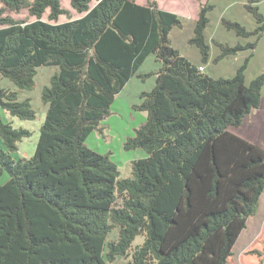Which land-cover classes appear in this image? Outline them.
Returning <instances> with one entry per match:
<instances>
[{
	"label": "trees",
	"instance_id": "trees-1",
	"mask_svg": "<svg viewBox=\"0 0 264 264\" xmlns=\"http://www.w3.org/2000/svg\"><path fill=\"white\" fill-rule=\"evenodd\" d=\"M90 1L69 0L84 14L51 23L42 19L46 9L48 20L69 15L60 0H0V77L31 89L38 66L57 67L41 90L47 108L32 156L13 159L30 131L0 119V174L8 173L0 183V264H229L264 190V148L228 129L261 102L264 70L245 80L264 31L259 0L244 5L252 29L221 18L226 30L255 36L216 43L213 62L251 50L230 77L198 69L210 61L209 0H197L188 40L201 64L173 47L169 33L182 20L156 0H97L92 7ZM22 9L34 19L5 14ZM150 54L157 70L137 73ZM134 75H155V82L133 105L146 119L123 149L141 148L146 155L131 161L130 177L119 178L111 152L95 151L85 140ZM0 107L21 119L35 117L29 98L16 100L2 88ZM115 227L117 239L106 242ZM137 235L143 241L131 260L116 261ZM260 251L250 254L263 258Z\"/></svg>",
	"mask_w": 264,
	"mask_h": 264
},
{
	"label": "rangeland",
	"instance_id": "rangeland-1",
	"mask_svg": "<svg viewBox=\"0 0 264 264\" xmlns=\"http://www.w3.org/2000/svg\"><path fill=\"white\" fill-rule=\"evenodd\" d=\"M214 4V8L208 12L209 22L205 29V38L210 46V61L203 64L205 72L209 75L218 77H230L235 69L241 64L243 58L251 52L250 49L240 51L236 55L225 56L216 62L212 59L219 53L220 49L217 42L233 45L236 42H246L255 40V36L242 38L234 31L226 30L221 24V18L236 20L247 29L256 26L252 15L245 9L244 5L248 0H209ZM97 0H91L89 6L92 7ZM135 2L144 4L146 0H135ZM203 2V1H201ZM162 5H170L177 10L178 16L182 20V26H174L169 37L173 47L193 61L200 59L197 48L188 42L192 36V30L197 11L196 0H157ZM204 3V2H203ZM254 4V3H253ZM259 6V11L264 14V0L255 3ZM1 5V3H0ZM60 5L68 10L69 15L61 14L57 20H48V9L42 14V19L51 23L63 22L68 19H75L84 13L76 12L69 4V0H60ZM5 14L18 20L31 21L33 16L28 15L26 9L19 12L7 11ZM70 17V18H68ZM199 64H201L199 62ZM159 62L155 60L153 54L146 57L137 73L145 74L150 71H156ZM57 70L56 66L41 65L36 68L34 75V86L31 89L18 88L9 78L0 77V88L15 93L16 100L29 98L31 107L35 111L33 119H21L10 115L0 107V119L2 122H8L13 128H25L30 131V135L22 138L18 142L17 151L11 155L13 159L21 157L29 158L33 155L39 128L43 123L47 105L42 102L40 95L45 85H48L50 76ZM264 70V31L262 37L257 41L253 50L247 68L245 70V80L249 83L257 74ZM155 82V75L132 76L125 84L123 89L115 95L110 106L109 116L102 120L97 131L91 132L85 140V143L91 149L102 152H111V158L118 165L120 171L119 178L131 176V161L146 155L141 148L130 150L123 149V142L126 137L133 134L135 127H138L146 119V113L133 108V105L140 100L141 91L150 90ZM230 130L249 141L261 145L264 148V86L261 89V102L259 107L247 113L240 126H230ZM1 145V142H0ZM8 178V173L4 170L0 174V183ZM121 204V198H117L115 205ZM118 235V227L112 229L108 234L106 242L115 241ZM143 241V235H137L132 241L131 247L126 255H118L116 261L125 263L131 260V255L135 248ZM262 250L263 258L256 254H250L252 250ZM107 251L105 246L104 253ZM232 256L229 264H264V190L260 195L257 212L247 218L246 227L240 232L236 242L232 246ZM261 261V263H260Z\"/></svg>",
	"mask_w": 264,
	"mask_h": 264
},
{
	"label": "crops",
	"instance_id": "crops-1",
	"mask_svg": "<svg viewBox=\"0 0 264 264\" xmlns=\"http://www.w3.org/2000/svg\"><path fill=\"white\" fill-rule=\"evenodd\" d=\"M197 1V0H196ZM201 1H203V2H206L207 0H199V2H201ZM156 2H157V0H156ZM203 2H201V3H203ZM146 3V2H145ZM144 3V4H145ZM140 4V3H139ZM158 4V7L159 8H161V9H164V10H168V11H171V12H175L176 14H177V10L174 8V7H172V6H170V5H165V4H161V3H157ZM197 13H198V1H197V11H196V16H195V20H196V18H197ZM191 60V59H190ZM192 62H194V63H196V64H199V61H200V59L199 60H197V61H193V60H191ZM208 63H209V61H208ZM229 130H230V127L228 128Z\"/></svg>",
	"mask_w": 264,
	"mask_h": 264
},
{
	"label": "built area",
	"instance_id": "built-area-1",
	"mask_svg": "<svg viewBox=\"0 0 264 264\" xmlns=\"http://www.w3.org/2000/svg\"><path fill=\"white\" fill-rule=\"evenodd\" d=\"M198 69H199L200 71H203V70H204V66H203V64L199 65V66H198Z\"/></svg>",
	"mask_w": 264,
	"mask_h": 264
},
{
	"label": "water",
	"instance_id": "water-1",
	"mask_svg": "<svg viewBox=\"0 0 264 264\" xmlns=\"http://www.w3.org/2000/svg\"><path fill=\"white\" fill-rule=\"evenodd\" d=\"M254 109V107L252 106L251 108H250V111H252Z\"/></svg>",
	"mask_w": 264,
	"mask_h": 264
}]
</instances>
